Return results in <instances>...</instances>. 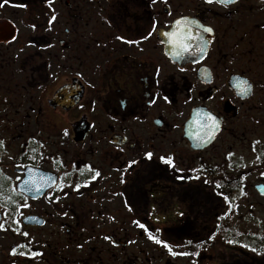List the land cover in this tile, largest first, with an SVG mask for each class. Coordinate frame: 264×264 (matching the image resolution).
<instances>
[{
  "label": "flooded vegetation",
  "instance_id": "flooded-vegetation-1",
  "mask_svg": "<svg viewBox=\"0 0 264 264\" xmlns=\"http://www.w3.org/2000/svg\"><path fill=\"white\" fill-rule=\"evenodd\" d=\"M0 141V264H264V0H0Z\"/></svg>",
  "mask_w": 264,
  "mask_h": 264
},
{
  "label": "snow or ice",
  "instance_id": "snow-or-ice-1",
  "mask_svg": "<svg viewBox=\"0 0 264 264\" xmlns=\"http://www.w3.org/2000/svg\"><path fill=\"white\" fill-rule=\"evenodd\" d=\"M208 2L211 3L212 0H208ZM217 2H218V3H224L225 0H217ZM227 2H229V3H235L236 0H227ZM177 23H179V21H177ZM204 31H205V32H211L212 29H211V28H205ZM148 35L151 36V33L149 32ZM117 39L124 40V37H117ZM125 42H127V43H135V41H131V40H128V41H125ZM209 120L214 121V118L210 116V117H209ZM213 126L215 127L216 125L213 123ZM64 134L67 135V131H65ZM2 143H3V142L0 141V144H2ZM145 156H146L147 158H151L152 153L147 152V153H145ZM160 159L163 160V161H165L166 163H168V164H170V165L173 164V158H172L171 156H168V157H161ZM133 163H135V161H133ZM173 167H174V165H173ZM96 175L98 176L99 173H96ZM178 178H181V177H178ZM77 187H79V185H77ZM0 226H2V225H0ZM141 227H143V226L141 225ZM105 239H108V237H105ZM153 239H155V238L153 237ZM160 242H161V241L157 240V243H160ZM189 243H191V241H189ZM165 247H169V246H168V245H165ZM169 251L171 252V248H170V247H169ZM13 252H15V249H13ZM172 254L175 255L176 253H172ZM182 254H186V253H182ZM193 254L195 255V253H193Z\"/></svg>",
  "mask_w": 264,
  "mask_h": 264
},
{
  "label": "water",
  "instance_id": "water-1",
  "mask_svg": "<svg viewBox=\"0 0 264 264\" xmlns=\"http://www.w3.org/2000/svg\"><path fill=\"white\" fill-rule=\"evenodd\" d=\"M19 188V187H18ZM257 191L259 193H264V186H259V187H256Z\"/></svg>",
  "mask_w": 264,
  "mask_h": 264
},
{
  "label": "rangeland",
  "instance_id": "rangeland-1",
  "mask_svg": "<svg viewBox=\"0 0 264 264\" xmlns=\"http://www.w3.org/2000/svg\"><path fill=\"white\" fill-rule=\"evenodd\" d=\"M219 160L220 161H222L220 158H219ZM252 203H254V204H257L258 203V201L257 200H255V201H252ZM258 239V238H257Z\"/></svg>",
  "mask_w": 264,
  "mask_h": 264
}]
</instances>
